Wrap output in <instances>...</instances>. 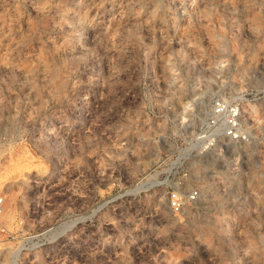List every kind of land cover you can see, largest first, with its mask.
Wrapping results in <instances>:
<instances>
[{
  "label": "rangeland",
  "instance_id": "obj_1",
  "mask_svg": "<svg viewBox=\"0 0 264 264\" xmlns=\"http://www.w3.org/2000/svg\"><path fill=\"white\" fill-rule=\"evenodd\" d=\"M0 194V264H264V0H0Z\"/></svg>",
  "mask_w": 264,
  "mask_h": 264
},
{
  "label": "built area",
  "instance_id": "obj_2",
  "mask_svg": "<svg viewBox=\"0 0 264 264\" xmlns=\"http://www.w3.org/2000/svg\"><path fill=\"white\" fill-rule=\"evenodd\" d=\"M88 4V3H87ZM79 5V0H77ZM177 11V10H176ZM186 11L184 8L178 10ZM239 107L232 101H226L221 97L211 98L205 113L204 130L193 137L192 151L202 153L218 138H226L230 142H240L244 139L239 125ZM197 197V190L191 189L184 194L179 190H170L167 197V206L172 212L182 210L185 205L193 204ZM3 208V198L0 194V215Z\"/></svg>",
  "mask_w": 264,
  "mask_h": 264
},
{
  "label": "bare ground",
  "instance_id": "obj_3",
  "mask_svg": "<svg viewBox=\"0 0 264 264\" xmlns=\"http://www.w3.org/2000/svg\"><path fill=\"white\" fill-rule=\"evenodd\" d=\"M20 181H22V179H21ZM22 182H23V181H22Z\"/></svg>",
  "mask_w": 264,
  "mask_h": 264
}]
</instances>
